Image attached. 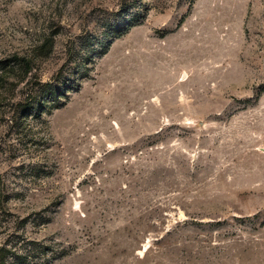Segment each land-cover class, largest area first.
<instances>
[{"label":"rangeland","instance_id":"obj_1","mask_svg":"<svg viewBox=\"0 0 264 264\" xmlns=\"http://www.w3.org/2000/svg\"><path fill=\"white\" fill-rule=\"evenodd\" d=\"M1 249L264 264V0H0Z\"/></svg>","mask_w":264,"mask_h":264},{"label":"trees","instance_id":"obj_2","mask_svg":"<svg viewBox=\"0 0 264 264\" xmlns=\"http://www.w3.org/2000/svg\"><path fill=\"white\" fill-rule=\"evenodd\" d=\"M22 62H23V64L26 66L27 69L30 68V67H29V61H27V59H23ZM47 85H49V84H47ZM49 92H52V89H50ZM52 93H54V92H52ZM0 251H1V252H5V250H3V249H1ZM0 264H1V263H0ZM3 264H4V262H3Z\"/></svg>","mask_w":264,"mask_h":264}]
</instances>
